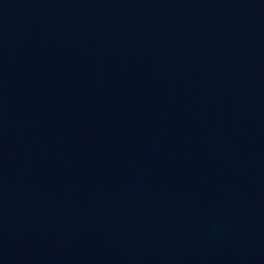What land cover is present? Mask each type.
Here are the masks:
<instances>
[{
    "label": "water",
    "instance_id": "water-1",
    "mask_svg": "<svg viewBox=\"0 0 264 264\" xmlns=\"http://www.w3.org/2000/svg\"><path fill=\"white\" fill-rule=\"evenodd\" d=\"M0 264H264V0H0Z\"/></svg>",
    "mask_w": 264,
    "mask_h": 264
}]
</instances>
